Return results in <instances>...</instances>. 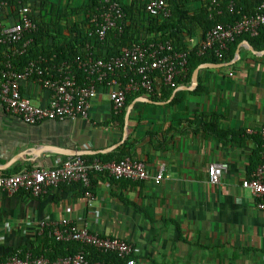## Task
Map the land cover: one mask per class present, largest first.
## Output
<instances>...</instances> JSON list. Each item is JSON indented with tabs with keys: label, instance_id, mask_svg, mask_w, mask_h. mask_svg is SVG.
Wrapping results in <instances>:
<instances>
[{
	"label": "crops",
	"instance_id": "1",
	"mask_svg": "<svg viewBox=\"0 0 264 264\" xmlns=\"http://www.w3.org/2000/svg\"><path fill=\"white\" fill-rule=\"evenodd\" d=\"M248 43L239 45L233 64L200 70L206 91L194 93L198 81L195 90L174 91L168 100L160 101L161 93L129 95L123 130L104 94L92 101L88 120L38 125L8 114L0 103V168H6L0 177L56 168L64 153L109 154L128 139L130 158L145 162L152 177L163 175L159 183L102 175L93 207L82 183L39 198L0 191V257L47 254L49 238L40 224L68 220L128 240L136 264H264V212L242 186L261 163L264 127V49ZM22 89L37 105L51 98L35 81ZM214 163L228 165L218 185L208 176Z\"/></svg>",
	"mask_w": 264,
	"mask_h": 264
},
{
	"label": "built area",
	"instance_id": "2",
	"mask_svg": "<svg viewBox=\"0 0 264 264\" xmlns=\"http://www.w3.org/2000/svg\"><path fill=\"white\" fill-rule=\"evenodd\" d=\"M146 12L152 16L169 18L171 10L168 0H144ZM258 2V11L251 16H244L233 25L217 24L207 32L201 42L191 40L190 50L197 47V55L204 56L214 52L218 58L223 57L228 44L240 36L257 37L264 29V0ZM14 4L21 5V0H0V45L8 50L0 58V103L6 112L21 118L28 125H38L47 121H65L67 119L88 120L92 101L100 94L107 96L112 112L120 115L126 108L131 94L149 97L159 96L166 87L179 88L177 79L185 77L188 70L190 51L177 52L173 45L151 43L149 45L125 47L120 53L108 59L97 58L93 45L87 44L84 52L71 63L64 62L53 68L49 78H38V84L51 93L47 105L35 104L21 88L35 75H42L40 62L32 61L21 72L14 68V59L26 52L33 42L32 34L38 26L32 19L29 5L15 9ZM233 9V5L230 6ZM222 15L220 4L213 0L211 9ZM124 12L121 5L113 0H104L96 12L90 16V36L103 44L110 33L123 34ZM198 41V40H197ZM82 71L84 77L79 79L73 71ZM263 141L261 163L251 177L242 181L257 202L259 211L264 212V127L261 130ZM226 163H214L209 166L208 176L212 184H220L227 171ZM104 174L117 181L145 182L151 179L160 182L162 173L152 177L147 164L130 157L121 162H104L100 159L87 160L82 156H71L60 161L56 168H36L25 170L11 176L0 177V191L14 195L21 191L34 198L48 193L61 185L82 183L86 188L85 196L89 207L94 206L95 197L90 190V176ZM41 233L58 242H78L96 248L102 253L116 254L126 264H136L130 258L134 246L126 239L102 236L92 231L87 224L76 226L68 220L60 223L43 221ZM0 264H90L83 252L73 256L50 260L45 256L34 257L26 254L23 258L11 256L0 257ZM94 264H109L96 261Z\"/></svg>",
	"mask_w": 264,
	"mask_h": 264
},
{
	"label": "trees",
	"instance_id": "3",
	"mask_svg": "<svg viewBox=\"0 0 264 264\" xmlns=\"http://www.w3.org/2000/svg\"><path fill=\"white\" fill-rule=\"evenodd\" d=\"M103 1L21 0L22 6L29 5L31 10H33L32 19L37 24L38 30L31 35L33 42L26 52L15 57V70L21 72L30 62L42 59V62H40L42 75H35L28 82L37 81L38 78H49L54 73L52 70L55 66H59L64 62L71 63L84 52L87 44L93 45L94 55L97 58L108 59L118 55L121 49L125 47L131 48L151 43L169 42L177 52L190 51L187 74L185 77L177 79L179 86H190L193 73L200 65L232 62L235 59L239 45L244 41H248L256 50L262 51L264 49V29H262L257 37L244 35L230 42L227 50L223 52L222 58H218L214 52L198 56L197 47L192 51L190 50V41L198 40V42H201L207 32L215 25H233L244 16L255 14L258 11V2L255 0H216L220 4L222 15L210 10L213 0H168L167 5L172 14L169 18L156 17L147 13L144 0H113L121 5L124 12L122 21L124 33L119 35L112 32L107 37V40L101 44L90 36L89 20L90 16L96 12V9L101 6ZM14 3L15 9L21 6ZM231 5H233L232 10L230 9ZM7 50L8 47L0 45V58ZM73 71L79 79L84 77L82 71H77L76 69H73ZM161 91L160 101L168 100L171 98L175 88L165 86ZM200 91H206V87L202 86V78L199 76V86L194 93H200ZM21 92L26 95L22 88ZM180 94L176 95L172 101L173 104L179 101ZM133 98L134 96L128 97L127 104ZM124 117V112L115 117L122 130ZM129 145L130 140L128 139L122 147L112 153L83 156V158L119 163L125 158L132 156ZM18 173L19 171H15L5 176ZM252 173H249L248 177H251ZM102 175L104 174H92L90 176L92 185L90 190L92 192L99 182L98 177L106 176ZM81 186V192L85 194L86 188L83 185ZM44 242L50 244L47 254H32L34 257L45 256L50 260H56L83 252L90 264H94L96 261L109 264H126L127 262L120 259L116 254L102 253L94 247L85 246L74 241L58 242L54 239H49ZM14 256L23 258L25 254ZM130 258H133V255Z\"/></svg>",
	"mask_w": 264,
	"mask_h": 264
},
{
	"label": "water",
	"instance_id": "4",
	"mask_svg": "<svg viewBox=\"0 0 264 264\" xmlns=\"http://www.w3.org/2000/svg\"><path fill=\"white\" fill-rule=\"evenodd\" d=\"M246 43H248V42L246 41ZM248 44H249V43H248ZM234 61H235V59H234L231 63H227V64H203V65H200V66L194 71V73H193V76H192L193 82L191 83V85H190V86H182V87H179V88H177L175 91H182V90L193 91V90H195L196 86L198 85V81H199V72H200L201 69H203V68H207V67H223L224 65L233 64ZM127 119H128V117H127ZM127 125H128V123H127ZM127 136H128V127L126 126V127H125V134H124V139H123V141L126 140ZM111 149H112V148H111ZM111 149H109V150H111ZM113 149H116V148L114 147ZM44 152H47V151H46V150H43V153H44ZM48 152H49V151H48ZM49 153H51V152H49ZM97 153H98V152H97ZM97 153H93V155H95V154H97ZM63 155H65V156H67V157H70V156H84V155H87V152L79 153V154H65V153H64ZM97 155H98V154H97ZM14 162H15V160L12 161L10 165H12ZM10 165H9V166H10ZM4 169H6V168H0V170H4Z\"/></svg>",
	"mask_w": 264,
	"mask_h": 264
}]
</instances>
